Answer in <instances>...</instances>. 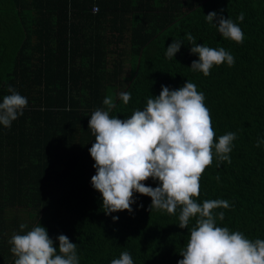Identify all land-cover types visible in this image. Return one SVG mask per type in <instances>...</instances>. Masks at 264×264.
Masks as SVG:
<instances>
[{
  "label": "trees",
  "instance_id": "1",
  "mask_svg": "<svg viewBox=\"0 0 264 264\" xmlns=\"http://www.w3.org/2000/svg\"><path fill=\"white\" fill-rule=\"evenodd\" d=\"M213 11L242 29V43L206 22ZM188 33L223 47L234 65H214L208 76L193 71L199 56ZM174 40L184 44L168 59ZM188 80L205 96L216 142L236 134L231 162L214 156L196 202L227 200L230 208L213 210L224 213L216 225L264 239V143L256 146L264 141V0H0V103L9 86L28 100L10 128L0 124V264H14L13 234L40 224L57 250L61 234L77 244L79 264H110L124 251L134 264H178L196 218L181 229L179 208L150 212L151 197L139 193L132 214L106 215L91 184L89 120L108 110L105 97L116 105L110 117L125 119L162 85L179 89ZM121 92L131 94L128 104Z\"/></svg>",
  "mask_w": 264,
  "mask_h": 264
},
{
  "label": "clouds",
  "instance_id": "2",
  "mask_svg": "<svg viewBox=\"0 0 264 264\" xmlns=\"http://www.w3.org/2000/svg\"><path fill=\"white\" fill-rule=\"evenodd\" d=\"M206 22L216 27L224 39L242 43L244 33L230 17L213 11L205 15ZM238 20L243 21L241 13ZM192 54L199 56L191 64L193 71L210 75L214 65L227 62L234 65V57L223 47L212 48L197 44L191 33L186 35ZM184 41L174 40L166 50L171 59L180 51ZM159 96L147 99L143 110H135L131 116L120 119L110 117L116 107L111 97L103 104L108 110L96 109L90 116L89 129L95 142L89 149L96 174L91 178L92 187L102 196V208L106 215L127 211L134 212V194L151 197L149 211H166L169 215L179 212L178 226L188 229L192 218L195 226L190 229V239L180 252L183 259L178 264H264V239L250 240L242 232L230 231L216 225L217 217L224 220V213L213 210L230 208L224 199L196 202L200 196V180L214 156L220 161H230L229 153L236 139L228 132L215 140L210 110L205 106V96L198 92L191 81L179 89L162 85ZM9 95L0 103V124L10 128L12 122L28 105L26 97L9 86ZM119 98L128 104L131 94L119 93ZM264 141H258L257 147ZM214 150V151H213ZM158 182L153 188L146 181ZM219 180V176L216 178ZM143 207V205H140ZM118 221V216H112ZM20 229L27 227L20 224ZM58 250L48 230L35 226L26 234H13L9 240L14 264H79L77 244L66 235H59ZM110 264H134L128 251Z\"/></svg>",
  "mask_w": 264,
  "mask_h": 264
},
{
  "label": "built area",
  "instance_id": "3",
  "mask_svg": "<svg viewBox=\"0 0 264 264\" xmlns=\"http://www.w3.org/2000/svg\"><path fill=\"white\" fill-rule=\"evenodd\" d=\"M98 10V7L97 6H95V8H94V11L96 12Z\"/></svg>",
  "mask_w": 264,
  "mask_h": 264
},
{
  "label": "rangeland",
  "instance_id": "4",
  "mask_svg": "<svg viewBox=\"0 0 264 264\" xmlns=\"http://www.w3.org/2000/svg\"><path fill=\"white\" fill-rule=\"evenodd\" d=\"M109 97H111L112 98V96H109ZM113 99V98H112Z\"/></svg>",
  "mask_w": 264,
  "mask_h": 264
}]
</instances>
